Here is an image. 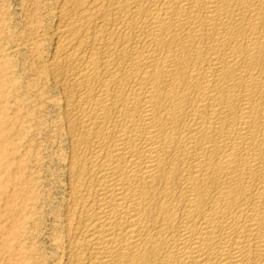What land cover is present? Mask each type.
Instances as JSON below:
<instances>
[{
  "label": "bare ground",
  "instance_id": "6f19581e",
  "mask_svg": "<svg viewBox=\"0 0 264 264\" xmlns=\"http://www.w3.org/2000/svg\"><path fill=\"white\" fill-rule=\"evenodd\" d=\"M64 21L65 264H264V0H69Z\"/></svg>",
  "mask_w": 264,
  "mask_h": 264
},
{
  "label": "rangeland",
  "instance_id": "374dc122",
  "mask_svg": "<svg viewBox=\"0 0 264 264\" xmlns=\"http://www.w3.org/2000/svg\"><path fill=\"white\" fill-rule=\"evenodd\" d=\"M68 8L0 0V264L66 262L71 143L51 66Z\"/></svg>",
  "mask_w": 264,
  "mask_h": 264
}]
</instances>
